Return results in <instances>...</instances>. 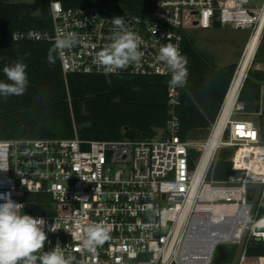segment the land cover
Instances as JSON below:
<instances>
[{
    "label": "built area",
    "instance_id": "built-area-1",
    "mask_svg": "<svg viewBox=\"0 0 264 264\" xmlns=\"http://www.w3.org/2000/svg\"><path fill=\"white\" fill-rule=\"evenodd\" d=\"M51 10V33L16 31L14 39L54 43L75 33L78 43L59 55L64 74H104L97 53L119 30L113 19L121 18L141 38L142 55L109 74L165 78L168 121L144 140H83L77 134L0 139V193H11L24 205L22 212L45 221L47 241L37 255L59 244L68 246L62 250L72 264H214L218 246L236 244L231 264L240 246L238 264H264V256L249 254L264 244V140L258 125L233 119L235 111L245 110L241 102L221 123L224 103L205 140L184 141L182 87L170 86L171 73L157 60L167 43L183 54L185 30L196 26L250 30L249 41L261 30V43L264 0H152L148 16L109 13L96 5L66 8L58 0ZM193 148L199 157L191 156ZM221 149L233 151L232 171L225 181H208ZM93 223L110 236L94 253L82 248L84 228Z\"/></svg>",
    "mask_w": 264,
    "mask_h": 264
},
{
    "label": "trees",
    "instance_id": "trees-1",
    "mask_svg": "<svg viewBox=\"0 0 264 264\" xmlns=\"http://www.w3.org/2000/svg\"><path fill=\"white\" fill-rule=\"evenodd\" d=\"M0 0V81L8 82L3 67L17 60L27 64L29 84L21 96L0 97V139L72 138L83 140H144L154 138L168 121L166 79L156 75L80 74L65 75L57 56L49 64L53 42L17 41L16 31L52 32L51 2ZM64 7L96 5L114 14L148 16L152 0H58ZM193 22L188 23L192 27ZM214 27H220L215 24ZM260 47L254 62H258ZM188 58L187 83L182 87L181 137L184 141L205 140L216 122L234 79L238 64H214L185 38ZM259 63V62H258ZM111 81L110 83L108 81ZM264 73L248 71L238 101L248 114H258L257 125L264 140L262 88ZM199 157V150H190ZM233 151L221 149L213 162L208 181H225L232 171ZM250 255L264 256L258 243Z\"/></svg>",
    "mask_w": 264,
    "mask_h": 264
},
{
    "label": "clouds",
    "instance_id": "clouds-1",
    "mask_svg": "<svg viewBox=\"0 0 264 264\" xmlns=\"http://www.w3.org/2000/svg\"><path fill=\"white\" fill-rule=\"evenodd\" d=\"M112 23L119 29L114 32L111 43L97 53V62L104 68L105 75L116 70L125 69L130 62L141 58V38L128 31L124 21L116 17ZM78 43L75 33L59 35L49 49L47 60L49 64L56 62L57 56L63 55L65 49H70ZM157 60L167 65L170 73L171 87H184L189 75L188 58L177 46L167 43L159 48ZM27 64L17 60L3 67V73L8 82L0 81V97L23 95L28 87ZM111 82L110 80L108 81ZM0 264H72L73 257L66 255L59 244L46 251L42 256L37 253L44 247L47 235L44 231L45 221L34 218L21 211L23 204L15 202L11 193H0ZM264 206V205H262ZM56 229L53 228V231ZM110 239L108 230L100 224H90L84 228L82 248L95 252Z\"/></svg>",
    "mask_w": 264,
    "mask_h": 264
},
{
    "label": "rangeland",
    "instance_id": "rangeland-1",
    "mask_svg": "<svg viewBox=\"0 0 264 264\" xmlns=\"http://www.w3.org/2000/svg\"><path fill=\"white\" fill-rule=\"evenodd\" d=\"M10 2H33L34 0H3ZM185 36L190 39L200 53L209 58L219 67H224L233 63L238 64L243 60L246 46L250 38V30L234 29L230 26L225 28H201L199 26L185 30ZM258 62H252V70H259L264 73V34L260 43ZM259 49V48H258ZM255 59V58H254ZM248 70V71H249ZM239 103V101L237 102ZM262 110L264 109V85L262 88ZM258 114H248L245 111H235L234 120H251L257 123ZM240 246L234 264H238L241 255Z\"/></svg>",
    "mask_w": 264,
    "mask_h": 264
},
{
    "label": "bare ground",
    "instance_id": "bare-ground-1",
    "mask_svg": "<svg viewBox=\"0 0 264 264\" xmlns=\"http://www.w3.org/2000/svg\"><path fill=\"white\" fill-rule=\"evenodd\" d=\"M260 34L261 30L252 37V39L248 42L245 50V54L243 56V60L240 63L239 68L237 69L235 78L233 80V83L231 85V88L229 90L227 99L225 101V107H224V113H223V123L231 110L236 106L238 102V98L240 95L241 88L244 84V81L246 79V76L248 74V70L252 65V62L255 58V55L258 51L259 45H260ZM221 125L218 128V131L220 130ZM217 136V135H216ZM246 151H248L246 149Z\"/></svg>",
    "mask_w": 264,
    "mask_h": 264
},
{
    "label": "water",
    "instance_id": "water-1",
    "mask_svg": "<svg viewBox=\"0 0 264 264\" xmlns=\"http://www.w3.org/2000/svg\"><path fill=\"white\" fill-rule=\"evenodd\" d=\"M236 72H237V70H236ZM235 75H236V73H235ZM247 76H248V74H247ZM247 76H246V78H247ZM234 78H235V76H234ZM232 83H233V81H232ZM232 83H231V85H232ZM230 88H231V86H230ZM228 93H229V91H228ZM228 93H227V96H228ZM227 96H226V99H227ZM237 249H238V245H236V244L235 245H220V246H218V248L215 252L213 263L214 264H231L234 261V257L236 255Z\"/></svg>",
    "mask_w": 264,
    "mask_h": 264
},
{
    "label": "snow or ice",
    "instance_id": "snow-or-ice-1",
    "mask_svg": "<svg viewBox=\"0 0 264 264\" xmlns=\"http://www.w3.org/2000/svg\"><path fill=\"white\" fill-rule=\"evenodd\" d=\"M242 129H243V126H238V131H240V133L243 135ZM249 135L254 136L255 134L254 133H249Z\"/></svg>",
    "mask_w": 264,
    "mask_h": 264
}]
</instances>
